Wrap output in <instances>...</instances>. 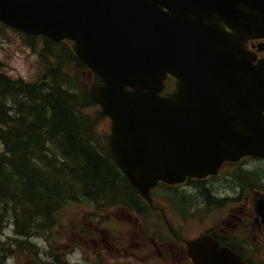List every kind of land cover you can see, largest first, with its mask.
<instances>
[{"label":"water","instance_id":"water-1","mask_svg":"<svg viewBox=\"0 0 264 264\" xmlns=\"http://www.w3.org/2000/svg\"><path fill=\"white\" fill-rule=\"evenodd\" d=\"M0 20L75 53L102 78L91 95L111 118L112 158L137 189L264 157V0H0ZM167 73L176 90L160 95ZM194 264H243L203 235Z\"/></svg>","mask_w":264,"mask_h":264},{"label":"trees","instance_id":"trees-1","mask_svg":"<svg viewBox=\"0 0 264 264\" xmlns=\"http://www.w3.org/2000/svg\"><path fill=\"white\" fill-rule=\"evenodd\" d=\"M21 34L37 53L41 73L32 81L14 78L0 61V233L11 225L18 235L0 241V253L14 247L29 264L36 255L30 236L49 240L64 205H138L139 195L102 148L97 122L103 115L89 110L96 102L78 73L87 67L66 43L42 37L41 46L36 36ZM180 199L191 201L190 195Z\"/></svg>","mask_w":264,"mask_h":264},{"label":"rangeland","instance_id":"rangeland-1","mask_svg":"<svg viewBox=\"0 0 264 264\" xmlns=\"http://www.w3.org/2000/svg\"><path fill=\"white\" fill-rule=\"evenodd\" d=\"M0 61L2 62V69L12 75L18 77L21 76L27 80H34L39 75L40 68H37V56L35 55V52L28 45L23 43L21 35L13 34V32L1 28ZM92 110H95V108L92 107L90 111ZM109 125V120L104 117L100 123V128L104 131L106 128L109 129ZM250 168L251 167H248L247 169L251 170ZM258 168L264 169L262 166H258L257 169ZM247 169H243V173L239 170L240 172L238 171L239 173L236 178H245L243 174L246 173ZM254 173V179L258 180L260 175L256 173V170H254ZM189 187L190 185L181 187V190L188 193L192 192ZM187 197L189 199V196ZM161 203L164 207L168 206V203H165L164 201ZM92 211L93 208L87 204L81 205L80 203H72L67 204L65 208L57 214V220H59L61 228L55 230V233H52V239L50 240L51 243L56 246V251L59 256L63 257L62 254H66L64 258L67 263L93 264L98 258V252L101 251H103L101 253L104 254V258L108 262H116L117 260L115 257L124 254L123 251H126L125 255H133L134 253L135 257L131 260L141 264H188L187 261L182 260V258L179 259L178 256L169 252V250L164 253L165 248L164 250L162 249L163 252L159 253L158 250H155L156 245L154 243L150 244L148 242L144 246H139L138 243H132L127 250L123 247L124 244L122 245V243L113 245V229H119L124 233L131 229L129 224L131 222L126 217V213L122 210L118 211L113 208L107 213H104L103 218L105 222L104 224L102 223L100 232L96 233V235L93 236V239L88 240L83 236H80L78 231H73L72 225L73 223L77 224L79 219L85 221V214ZM146 215L149 216L150 211H147ZM169 215L175 223L176 229H181V232L185 237H190L191 235L198 233L200 227L205 226L212 219L219 218L221 212L218 208L217 213L211 214L207 211L205 215L200 214L196 218H190L189 221H186L179 212L177 215L174 210L169 207ZM123 220L124 222H122ZM169 244L170 243H168L167 248L169 247ZM125 245L128 246L127 242H125ZM18 264H23V260L19 261Z\"/></svg>","mask_w":264,"mask_h":264},{"label":"flooded vegetation","instance_id":"flooded-vegetation-1","mask_svg":"<svg viewBox=\"0 0 264 264\" xmlns=\"http://www.w3.org/2000/svg\"><path fill=\"white\" fill-rule=\"evenodd\" d=\"M260 42V39H253L249 44L257 50ZM258 57L264 58V51H259ZM252 164H254L252 170L254 171L258 166L264 167V160L253 159ZM261 169L263 174L258 180L253 179L251 184H245L238 179L234 180L230 175H226L230 173L227 172L223 174L226 176L221 181L215 183L216 185L212 183L207 187H194L190 194L191 201L188 206H203L211 212L213 209H220L221 216L212 219L206 230L216 236L222 245L232 248L238 254L253 251L259 254L264 253V169ZM159 185L169 186L163 183ZM205 191L209 195L205 194ZM125 213L131 222L129 223L131 229L127 231L128 241L132 242L131 233L132 237H138L144 241L145 231L139 223L138 216L128 211ZM138 227H141V236L138 235L137 230L133 231ZM135 243H140V241ZM179 248V254L185 256V249L181 246ZM258 264H264V261Z\"/></svg>","mask_w":264,"mask_h":264},{"label":"bare ground","instance_id":"bare-ground-1","mask_svg":"<svg viewBox=\"0 0 264 264\" xmlns=\"http://www.w3.org/2000/svg\"><path fill=\"white\" fill-rule=\"evenodd\" d=\"M2 259H4L5 257H2V256H0Z\"/></svg>","mask_w":264,"mask_h":264}]
</instances>
